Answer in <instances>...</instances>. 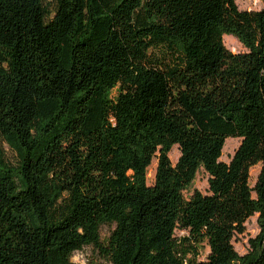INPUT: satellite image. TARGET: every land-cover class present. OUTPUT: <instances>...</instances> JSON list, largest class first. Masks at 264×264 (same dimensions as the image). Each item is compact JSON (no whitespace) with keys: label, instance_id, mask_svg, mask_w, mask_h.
I'll list each match as a JSON object with an SVG mask.
<instances>
[{"label":"trees","instance_id":"1","mask_svg":"<svg viewBox=\"0 0 264 264\" xmlns=\"http://www.w3.org/2000/svg\"><path fill=\"white\" fill-rule=\"evenodd\" d=\"M0 141L17 158L0 150V264H75L86 247L110 264H264V8L0 0ZM200 169L208 193L186 198Z\"/></svg>","mask_w":264,"mask_h":264},{"label":"rangeland","instance_id":"2","mask_svg":"<svg viewBox=\"0 0 264 264\" xmlns=\"http://www.w3.org/2000/svg\"><path fill=\"white\" fill-rule=\"evenodd\" d=\"M235 3L240 11H260L264 8V4L259 0H235ZM223 44L225 48L233 54H242L245 53L246 50L242 47V45L232 36H224L223 37ZM241 143L240 139L237 138H228L225 142L222 157L220 159L221 162L228 164L232 157L234 156L236 150L239 148ZM0 150L4 154L5 161L11 165H15L17 158L16 155L10 151L7 146L3 145L0 141ZM169 159L172 165H175L180 157V152L178 146H173L169 153ZM157 167V160L153 159L150 167L147 170V184L148 186H152L154 183L155 173ZM261 170V165L258 164L250 169V179L249 185L251 188L255 186L256 179L259 175ZM208 175L200 169L191 184V186L184 192V196L189 198L194 191H198L202 194L208 193ZM255 197L254 193L252 195ZM258 215H254L253 217L249 218L245 223V233L242 235H237L233 241V247L235 251L239 255H245L249 252V240L254 239L260 232L259 226L257 224ZM113 229V228H112ZM112 229L108 227H104L102 229V237H106ZM186 232L177 230L175 232V236L177 238L186 236ZM199 261H205L208 254L209 248L203 244L200 248L199 252ZM72 262L75 264H110L107 260L101 258L97 252L92 247H86L82 251L77 252L72 257Z\"/></svg>","mask_w":264,"mask_h":264}]
</instances>
